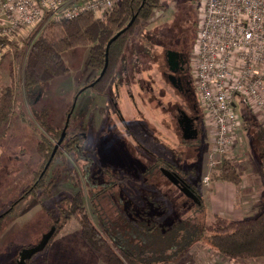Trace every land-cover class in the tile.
Instances as JSON below:
<instances>
[{"label":"rangeland","instance_id":"rangeland-1","mask_svg":"<svg viewBox=\"0 0 264 264\" xmlns=\"http://www.w3.org/2000/svg\"><path fill=\"white\" fill-rule=\"evenodd\" d=\"M159 2L151 19L126 41L116 78L104 98L88 87L98 72L88 66V48L78 47L62 54L68 73L47 83L34 102H28L22 91L25 56L43 25L19 33L8 43L0 57V92L13 85L15 103L8 122L0 126V214L23 195L43 165L38 145L49 136L41 120H35L36 114L47 112L46 121L57 131L66 124L68 134L84 128L87 154L56 158L45 178L48 186L6 216L0 231V264H17L20 253L35 247L57 220L60 200L77 191L65 180L68 170L80 179L84 208L93 225L104 224L124 250L147 264H260L261 259H224L206 239L178 256H174L177 248L168 243L177 226L187 234L212 222L214 215L234 221L236 216L237 220L248 218L252 208L262 210L264 181L256 183L251 174L259 173L262 162L253 140L263 128L245 105L238 108L241 128L225 157L240 183L227 203L228 216L208 200L217 182L212 179L216 167L210 166L213 129L200 112L197 139L179 146L174 120L175 107L184 110L182 98L162 75L167 73V52L183 53L190 68L194 67L202 8L197 0ZM131 114L134 124L128 127ZM168 167L189 186L196 184L198 202L185 197L162 175L161 170ZM112 178L122 181L113 183ZM152 224L157 226L153 232L143 230ZM24 264H106V259L89 249L78 223L71 219L43 251Z\"/></svg>","mask_w":264,"mask_h":264},{"label":"trees","instance_id":"trees-1","mask_svg":"<svg viewBox=\"0 0 264 264\" xmlns=\"http://www.w3.org/2000/svg\"><path fill=\"white\" fill-rule=\"evenodd\" d=\"M159 1L120 0L102 19H95L91 14L84 13L71 20L45 23L30 44L25 56L22 91L26 100L34 102L40 90L47 83L62 78L68 73L62 54L78 47L88 48V66L98 72L92 85L88 87L98 96H106L108 84L118 68L126 41L135 30L144 26L151 19L153 12L160 7ZM14 103L13 85L1 89L0 126L8 122L13 113ZM42 113L41 116L36 114L34 118L37 122L41 120L40 126L52 139V142L48 137L43 138L39 143L38 151L43 156V165L34 174L32 183L23 195L0 214V231L6 216L13 212L17 204L28 197H35L38 191H42L48 186L45 183V178L50 165L56 158H60L64 154L71 157L76 156V153L87 154L85 129L77 128L71 134H68L66 129L61 148L55 152L48 167L44 169L62 130L54 129L46 121L47 112ZM253 143L261 155L262 162L259 164L258 170L261 178L264 179L263 129L255 132ZM190 173L193 178L195 173L193 171ZM212 179L235 186L240 183L236 170L227 158H223L216 166ZM65 180L70 181L77 191L71 198L60 200L57 220L50 226V228L55 227L50 240L63 229L69 220L74 219L79 225L81 236L86 245L94 253L103 256L106 259V264H147L124 250L104 224L93 225L84 208L80 179L76 172L68 170ZM114 181L122 180L112 178L113 183ZM191 187L194 190L197 189L195 183ZM156 228V224H152L144 227L143 230L153 232ZM182 230L181 226H177L170 232L171 235L168 238V243L177 248L174 256L183 254L192 244L206 239L213 252L224 259L242 261L264 259V207L256 215L242 220L233 221L214 215L212 222L204 223L201 229L195 232L185 234ZM184 237L186 240L183 239Z\"/></svg>","mask_w":264,"mask_h":264},{"label":"built area","instance_id":"built-area-1","mask_svg":"<svg viewBox=\"0 0 264 264\" xmlns=\"http://www.w3.org/2000/svg\"><path fill=\"white\" fill-rule=\"evenodd\" d=\"M119 1L0 0V57L13 37L37 24L84 13L102 19ZM197 1L202 18L191 78L203 118L213 129L210 166L215 168L238 138L241 105L264 130V0Z\"/></svg>","mask_w":264,"mask_h":264},{"label":"flooded vegetation","instance_id":"flooded-vegetation-1","mask_svg":"<svg viewBox=\"0 0 264 264\" xmlns=\"http://www.w3.org/2000/svg\"><path fill=\"white\" fill-rule=\"evenodd\" d=\"M175 54H176V56L174 59L173 72H170L169 67L166 63V57H165L164 60H165V67H167V71H166L167 73L164 72L162 74L164 77V81L167 82L171 86L172 89H174L176 92H178L182 98L181 99L182 100L181 106L184 107L185 111L182 110L181 108H179L178 106H176L175 107L176 116H175L174 121H176V122H177V120L181 121L182 115L183 114L186 115L191 120L192 128H194L197 131V137H198V134H199L198 131L200 130L199 129V123H200V119H201L200 118V112L202 114V111L199 107L198 99L195 98V91L193 88L192 78H191V74H190V69H191L190 64L188 62V58L186 55H184L183 53H175ZM170 76H172L173 78L170 79ZM92 83H91V85H92ZM186 111L188 113H186ZM188 114L190 116H188ZM169 119H171V117H169ZM177 125H178V123H177ZM182 127H183V123H182L181 127L179 125L177 126V128H178L177 129L178 130L177 135L181 137V138L179 137L180 138L179 146H183L185 144H188V142H190V141H184L182 139V132H181ZM197 137H196V139H197ZM191 142H193V141H191ZM170 169L171 168L168 167L167 171L172 172L173 169H171V170ZM175 175H177V174H175ZM177 177L180 181L181 187L185 186V187L190 188L194 192V194L197 196L196 190H194L191 186H189L188 183L186 181H184L183 179H181L178 175H177Z\"/></svg>","mask_w":264,"mask_h":264},{"label":"water","instance_id":"water-1","mask_svg":"<svg viewBox=\"0 0 264 264\" xmlns=\"http://www.w3.org/2000/svg\"><path fill=\"white\" fill-rule=\"evenodd\" d=\"M175 56L176 54L174 52H167L165 57H166V63L169 67V70L170 72H173V67H174V59H175ZM102 75V73L100 74V76ZM173 77L170 76V79H172ZM182 120H177V123L178 125L181 127L182 123H183V127L181 128V132H182V139L184 141H192V140H195L196 137H197V131L192 128V125H191V120L186 116V115H182ZM68 121V120H67ZM68 123V122H66ZM66 128H67V124L64 126L61 134H60V137L58 139V141L55 143L54 147H53V150L51 152V155L49 157V160L45 166L44 169H46L50 163V161L52 160L56 150L58 149V147L61 145L63 139L65 138V131H66ZM162 172V175L173 185L175 186L176 188L179 189V191L187 198H189L190 200L194 201V202H198V198L197 196L194 194V192L188 188V187H181L180 186V181L178 179V177L170 172V171H167V170H161ZM55 231V227H51L49 229V231L47 233H45L39 243L31 248V249H27V250H23L20 255H19V259H18V263L17 264H24L25 261L31 259L35 254L41 252L44 250V248L46 247L48 241L50 240V238L52 237L53 233Z\"/></svg>","mask_w":264,"mask_h":264},{"label":"crops","instance_id":"crops-1","mask_svg":"<svg viewBox=\"0 0 264 264\" xmlns=\"http://www.w3.org/2000/svg\"><path fill=\"white\" fill-rule=\"evenodd\" d=\"M123 54V53H122ZM121 59V58H120ZM120 62V61H119ZM118 68H119V64H118ZM118 68H117V70L115 71V73H114V75L112 76V78H111V80H110V82H109V84H108V87H109V85L113 82V80L116 78V74H117V71H118ZM108 87H107V89H108ZM107 91V90H106ZM106 96H108V94L106 95ZM106 96H99L100 98L102 97V98H104V97H106ZM110 99H112V100H114L115 101V99H114V97H112V98H110ZM131 112H132V110H131ZM99 121H101V118H99ZM128 121H130L131 123H130V125H129V123H128ZM126 120L125 122H127L128 124H127V126L128 127H130V126H132L133 124H134V122H133V114H131V117H130V119L129 120ZM85 136H86V134H85ZM87 138V137H86ZM257 169H258V167H257ZM259 171V170H258ZM255 172V171H254ZM251 177H252V180H254L256 183H260V185H261V183H262V181H264V179H262L261 178V176L259 177V173H257V172H255V173H252L251 174ZM254 183V182H253ZM253 186V185H252ZM212 188H211V193L209 194V196H208V200H209V202H210V204L211 205H213L212 207L214 208V209H216L217 207L219 208V211L221 212L222 211V213L224 212V214H226V215H230L229 213H230V211H229V209H228V207H227V203L229 202V200L231 199V197H232V195H234V189H236V187L237 186H235V185H232V184H229V183H225V182H219V181H217V182H214L213 184H212V186H211ZM221 200H222V202H224V204H222V202H221ZM219 201V202H218ZM217 202L219 203L218 205H216L217 204ZM224 205V206H223ZM263 207L264 206H262V209H263ZM215 211V210H214ZM259 211H255V210H253V208H252V210H250V212H249V215H247L248 217L249 216H253V215H256L257 213H258ZM248 213V212H247ZM234 218H236L235 220H237V216L236 217H234ZM240 219V218H239ZM243 218H241V220H242ZM260 261V264H264V259H261V260H259Z\"/></svg>","mask_w":264,"mask_h":264}]
</instances>
